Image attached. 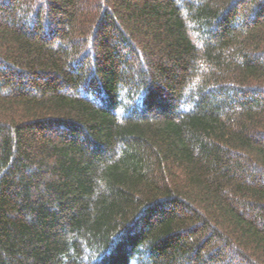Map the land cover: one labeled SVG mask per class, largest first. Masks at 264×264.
<instances>
[{
  "label": "trees",
  "instance_id": "1",
  "mask_svg": "<svg viewBox=\"0 0 264 264\" xmlns=\"http://www.w3.org/2000/svg\"><path fill=\"white\" fill-rule=\"evenodd\" d=\"M0 264H264V0H0Z\"/></svg>",
  "mask_w": 264,
  "mask_h": 264
}]
</instances>
